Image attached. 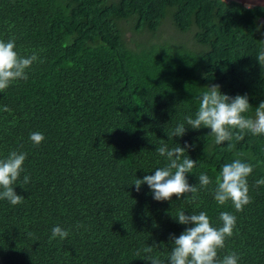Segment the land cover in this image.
<instances>
[{
    "label": "trees",
    "instance_id": "16d2710c",
    "mask_svg": "<svg viewBox=\"0 0 264 264\" xmlns=\"http://www.w3.org/2000/svg\"><path fill=\"white\" fill-rule=\"evenodd\" d=\"M164 19L182 39L152 38ZM12 38L20 55L36 52L39 59L26 81L0 93V159L26 152L20 179L30 177L24 188L15 186L22 204L0 200V264H151L137 252L143 256L156 243L152 255L166 259L170 234L188 227L173 218L180 210L205 211L215 227L222 226L221 212L235 215L218 256L235 252L238 264H264V185L255 183L264 178V135L219 145L210 128L167 135L195 116L211 84L230 97L247 94L245 115L254 116L264 101V67L256 59L264 48V7L225 0H0V40ZM34 132L45 137L39 145L30 140ZM161 141L169 149L194 145L185 153L197 161L188 182L199 188L201 173L213 181L197 200L156 201L146 183L139 192L129 186L166 166L156 151ZM237 158L254 166L247 178L252 203L239 212L213 195L222 166ZM57 225L67 238L49 239Z\"/></svg>",
    "mask_w": 264,
    "mask_h": 264
},
{
    "label": "clouds",
    "instance_id": "9594fccd",
    "mask_svg": "<svg viewBox=\"0 0 264 264\" xmlns=\"http://www.w3.org/2000/svg\"><path fill=\"white\" fill-rule=\"evenodd\" d=\"M246 7L251 9L252 5L247 4ZM38 59L36 52L29 56L20 55L16 50L15 38L8 41L0 40V93L18 80L26 81L27 70ZM256 59L264 67V48L258 50ZM220 89L219 84L207 85L201 93L195 116H185L184 122L178 124L170 133L166 132L167 135L182 137L188 128L194 130L210 128V133L218 145L233 139L240 141L247 133L253 136L264 135V101L256 107L254 116L245 115L251 107L247 94L230 97L222 93ZM3 111L10 112L11 109L5 105ZM44 139V135L40 132L30 135V140L36 145ZM193 147L194 145L185 142L183 147L177 144L176 147L169 149L167 144L161 141L156 151L158 155L166 157L168 161L166 166L157 167L154 174L137 178L129 186L135 185V191L139 192L141 185L146 183L156 201H171L173 196L177 199L197 200L200 190L207 188L213 181L209 175L201 173L198 176L199 188L196 184L188 182L187 174L192 173L197 161L185 153ZM229 148H231L230 144ZM27 155L26 152L13 150L6 158L0 159V200L6 199L12 205L23 203L24 197L17 194L15 186L20 185L24 188V185L29 183L28 175L20 179L21 173L25 171L23 165ZM253 168V165L242 162L238 158L225 163L215 179L213 195L217 204L225 205L231 201L235 210L239 212L252 203L247 178L253 172ZM255 183L256 186L264 185V178ZM173 218L188 227L178 237L170 234L169 239L173 246L166 259L152 255L154 248L160 247L156 243L146 246L142 250L143 256L138 251L137 257L151 261V264H238L240 257L235 252L223 258L218 256V250L223 249L226 239L233 235L236 227L235 215L227 211L221 212L219 219L222 221V226L220 227L212 225L205 211L188 215L185 210H180ZM68 235L67 229L57 225L52 228L49 239L59 237L63 240Z\"/></svg>",
    "mask_w": 264,
    "mask_h": 264
},
{
    "label": "rangeland",
    "instance_id": "374dc122",
    "mask_svg": "<svg viewBox=\"0 0 264 264\" xmlns=\"http://www.w3.org/2000/svg\"><path fill=\"white\" fill-rule=\"evenodd\" d=\"M167 19H164L162 22V27H160V30L157 32V34L155 35V37H152L153 39H159L160 41H162L165 37L170 40V38H178V39H182L181 36L178 35V32L173 29L171 26H169L168 24L165 23ZM147 37L149 36L148 34H145ZM191 33H187L185 35V37H183L184 39H188V41H191ZM127 36H129V33H127ZM136 37V36H135ZM151 38V39H152ZM186 41V42H188ZM185 42V43H186ZM188 46V45H187Z\"/></svg>",
    "mask_w": 264,
    "mask_h": 264
},
{
    "label": "water",
    "instance_id": "95a60500",
    "mask_svg": "<svg viewBox=\"0 0 264 264\" xmlns=\"http://www.w3.org/2000/svg\"><path fill=\"white\" fill-rule=\"evenodd\" d=\"M232 1L244 5L246 7L247 4H251L252 6H260L264 7V0H225Z\"/></svg>",
    "mask_w": 264,
    "mask_h": 264
}]
</instances>
